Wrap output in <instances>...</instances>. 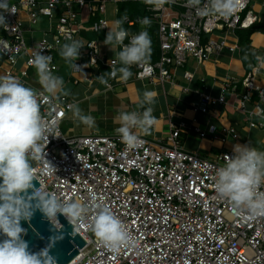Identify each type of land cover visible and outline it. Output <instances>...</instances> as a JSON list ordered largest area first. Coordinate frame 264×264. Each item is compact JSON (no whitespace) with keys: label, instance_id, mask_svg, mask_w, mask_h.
<instances>
[{"label":"built area","instance_id":"2783aa9c","mask_svg":"<svg viewBox=\"0 0 264 264\" xmlns=\"http://www.w3.org/2000/svg\"><path fill=\"white\" fill-rule=\"evenodd\" d=\"M103 1L99 6L91 4V13L98 9L105 11L108 0ZM238 2L239 7L228 19L218 15L199 16L187 0H170L162 7L149 5L150 16L158 22L161 54L156 62L147 60L133 65L135 78L162 85L171 83L175 70L186 66L190 58L201 64L225 50L235 52L238 38L231 43L230 34L258 21L251 9L252 0ZM205 3L206 0H201V7ZM8 4L15 13L4 12L8 27H0V53L9 63L4 76L16 77L25 84L29 70L34 68L30 61L40 50L51 57L52 73L58 71L56 53L65 40L75 38L80 28L74 5L84 8L88 1L8 0ZM126 17L125 22L130 26H147L140 23L141 18ZM41 18L47 19V27L28 43L26 27L39 24ZM107 26L106 19L94 24L96 31ZM127 31L129 38L125 39V45L131 36L140 33ZM82 45L75 60L81 69L73 68V72L82 73L85 64L89 68L98 64L97 43L90 41ZM115 59L106 62L110 71ZM263 64L262 57L252 64L237 106L251 116L264 115L261 104L249 108L254 90L264 102V84H258ZM114 66L118 68L119 63ZM110 71L111 81L106 85L112 88V80L119 73L111 76ZM184 76L192 80L194 74L185 70ZM84 78L93 79L92 75ZM231 79L224 81L222 95L203 94L193 110L209 113L211 106L228 103L225 94ZM37 92L44 120L49 124L55 122L59 135H50L45 148V159L56 171L49 173L44 160L34 167L41 183L39 188L61 200H75L87 209L84 222L74 225L87 243L73 264H264V216L252 217L247 210L234 211L231 203L219 198L214 190L215 170L233 151L205 158L187 150L181 144L182 133L194 132L202 138L207 135L200 126L186 121L170 120L166 143L136 133L143 144L134 150L126 148L117 132L68 135L63 124L74 101L64 95L52 97L43 88ZM257 125L264 126V122H251L252 127ZM226 131L235 139L239 137L235 127H227ZM96 204L111 208L134 237V246L122 247L114 253L100 244L90 230ZM55 223L59 225L58 221Z\"/></svg>","mask_w":264,"mask_h":264},{"label":"clouds","instance_id":"9594fccd","mask_svg":"<svg viewBox=\"0 0 264 264\" xmlns=\"http://www.w3.org/2000/svg\"><path fill=\"white\" fill-rule=\"evenodd\" d=\"M155 7H162L170 0H146ZM188 6L196 9L199 16L218 15L228 19L239 7L238 0H206L201 7V0H187ZM0 27L7 29L8 23L4 12L15 13L8 0H0ZM127 17L114 21L109 28L103 43L115 52L110 75L119 73L123 81L133 75L131 67L146 62L151 55V38L147 30L131 36L123 27ZM142 25L150 21L144 18ZM70 39V38H69ZM83 47L78 40H71L60 48V56L71 67L81 69L75 64L79 50ZM91 47V46H89ZM30 63L36 69L40 84L52 97L67 96L62 77L53 75L50 68L51 57L37 51ZM121 66L116 68L114 65ZM101 83H107L104 75L96 77ZM39 96L35 89L25 86L18 78L7 75L0 76V233L6 238L0 241V264H56L49 249L62 235L50 238L48 247L38 253L28 250V243L22 238L25 229L20 221L29 220L35 210H39L55 226L57 214L64 215L74 226L83 223L87 209L75 200H61L54 194L36 189L33 180H38L29 159L37 162L44 160L48 164L47 171L56 169L45 159V148L48 137L58 135L55 122L47 123L41 114ZM155 103L153 93L145 91L139 102L138 110L122 112L116 118L120 127L116 129L121 142L127 149L139 148L143 141L133 131L141 129L149 133L156 117L153 116ZM73 115L89 127L95 126V119L85 115L78 105L71 106ZM139 109H143L140 111ZM214 190L217 196L231 203L234 211L247 210L252 217L264 216V150L251 145L237 144L232 156H225L222 166L217 167L214 174ZM40 183V182H39ZM32 189V194L28 190ZM23 194V195H22ZM35 201V203H33ZM57 227V226H56ZM90 230L102 246L111 252H119L122 247L135 245V239L125 224L112 212L107 204H96L90 223Z\"/></svg>","mask_w":264,"mask_h":264},{"label":"crops","instance_id":"0c3cea01","mask_svg":"<svg viewBox=\"0 0 264 264\" xmlns=\"http://www.w3.org/2000/svg\"><path fill=\"white\" fill-rule=\"evenodd\" d=\"M87 1L88 4L84 8L74 5V9L78 13L80 28L73 40H78L83 44L95 41L98 45V64L91 68H89L88 64H85L82 73L73 72V67L61 58L59 49L56 53L59 70L53 73V75L63 78L64 88L69 93L67 97L79 106L83 114L94 117L95 126L89 127L85 125L73 115V111H70L63 124L64 131L68 135L114 134L116 129L120 127V122L116 119L119 114L138 110V105L143 99L144 92L150 91L153 93L155 100V103L152 105L153 116L156 117L155 123L149 133L145 134L139 128L133 130L135 133L144 134L146 137L160 143H166L170 133V120L176 122L186 121L188 124L194 123L200 126L207 136L202 138L194 132H184L182 133L181 144L187 150L198 153L202 157L208 158L223 151H233L234 146L237 144L251 145L259 150H264V126H251L252 121L258 124L264 122V115L251 116L249 112L245 113L237 108L244 90L243 81L250 72L252 64L257 62L259 57H262L264 61V30L253 33L250 49L244 55L239 43L240 37L238 31L241 29L236 30L234 32L235 37L233 36L234 33H232L229 38V41H232L231 43H235L238 38V49L235 52L225 50L222 54L213 55L208 61L201 64L196 59H193L196 61V64L193 66L188 67L187 65L190 64H186L183 68L175 70L173 82L171 83L162 85L152 83L149 80H138L134 75L135 70L131 68L133 75L130 79L123 81L120 75H118L116 79L112 80L113 87L109 88L96 77H99L101 73L107 81H111L109 79L110 69L106 62L111 58H116L115 52L121 50L120 47H117L114 52L108 45L103 43L109 28L114 26V21L125 16H129L132 19L147 18L150 21L147 26L142 27L139 24L130 26L125 22L123 27L130 32H135L134 28H137L136 32L147 30L151 41L153 40V36L157 37L158 40L156 34H150L152 25L158 29V22L150 16L148 8L151 4L147 3L146 0H108L105 2V11L98 9L94 14L90 11V5L99 6L104 1ZM129 2L131 3V12L136 14L134 16L127 14L121 17V5ZM111 3L115 4V7L113 10H108ZM251 9L258 17L256 23L264 26V0H255L254 2L252 0ZM144 11L148 16L143 14ZM103 19L108 21L107 28L96 31L94 24ZM37 25H40L39 29H33V26L36 25L26 27L25 34H29L30 43L37 38L36 30L41 35V30L47 27V19L41 18L40 23ZM32 30L35 32H32ZM156 31L158 34V30ZM70 42L71 40H65L63 44ZM160 54L158 41L154 45H151V55L148 60L156 62L159 60ZM20 64L24 63L21 61ZM8 65L6 57L0 53V76H4ZM120 66L119 64L118 68ZM185 70H190L194 74L192 80H188L184 76ZM84 75H92L93 79L88 81L84 78ZM227 78H233L231 79L230 88L225 94L228 103L211 106L209 113L195 112L193 105L201 101L203 94H211L216 97L222 95L224 81ZM258 84H264V64L259 71ZM24 85L36 91L42 88L35 68L29 70V75ZM167 85L170 86L167 87ZM161 87L163 88L162 91ZM234 87H237V89H233ZM260 100L259 93L254 90L249 102V108L253 109L255 104H261L264 109V102ZM139 110L142 111L143 109ZM214 127L216 130H213ZM227 127H235L239 137L235 139L226 131Z\"/></svg>","mask_w":264,"mask_h":264},{"label":"water","instance_id":"95a60500","mask_svg":"<svg viewBox=\"0 0 264 264\" xmlns=\"http://www.w3.org/2000/svg\"><path fill=\"white\" fill-rule=\"evenodd\" d=\"M40 162V161H39ZM35 160L29 159L31 167H35ZM2 182V181H0ZM35 188H39L41 183L33 180ZM32 189L28 190V194H32ZM23 195V194H22ZM35 203V201H33ZM59 225L56 226L39 210H35L29 220H21V227L25 229L22 238L28 243V250L32 253H38L42 249L49 246L50 238L55 235H62V239H58L49 249V255L54 257L56 264H70L75 257L79 255L80 249L86 245L83 236L75 230V227L62 214H57ZM55 223V222H54ZM6 237L0 233V241Z\"/></svg>","mask_w":264,"mask_h":264},{"label":"trees","instance_id":"16d2710c","mask_svg":"<svg viewBox=\"0 0 264 264\" xmlns=\"http://www.w3.org/2000/svg\"><path fill=\"white\" fill-rule=\"evenodd\" d=\"M130 4L131 3L129 2V3H123L121 5V9H120V16L121 17L125 16L127 14H131V16H134L136 14V13L131 12V9H130L131 5ZM143 14L145 16H148L145 11L143 12ZM133 30H135V32H136L137 28H134ZM156 30H158V29H156ZM259 30H264V26L256 23L249 29H243V30L241 29L238 31V34L240 37L239 43H240V47H241L243 55L245 54L246 51H248L250 49L251 37H252L253 33H255L256 31H259ZM156 36H158L157 31H156ZM151 42L153 43L152 45H154L155 42H158L157 37L153 36V40Z\"/></svg>","mask_w":264,"mask_h":264},{"label":"rangeland","instance_id":"374dc122","mask_svg":"<svg viewBox=\"0 0 264 264\" xmlns=\"http://www.w3.org/2000/svg\"><path fill=\"white\" fill-rule=\"evenodd\" d=\"M255 0H253V2H254ZM114 7H115V4H113V3H111L110 5H109V7H108V10H113L114 9ZM39 27H40V25H36V26H33V29H39ZM151 30H150V34H152V35H155L156 34V27L154 26V25H152L151 26V28H150ZM36 36L38 37L39 35H40V33L36 30ZM153 38V37H152ZM26 39H27V41H28V43H30V38H29V34L27 33L26 34ZM188 64H190V65H187L188 67H190V66H193L194 64H196V61L195 60H193V59H190L189 60V62H188ZM153 86V85H152ZM152 86H149V87H152ZM170 85H167V87H169ZM162 87H161V91H162ZM171 90H173V88H171Z\"/></svg>","mask_w":264,"mask_h":264},{"label":"bare ground","instance_id":"6f19581e","mask_svg":"<svg viewBox=\"0 0 264 264\" xmlns=\"http://www.w3.org/2000/svg\"><path fill=\"white\" fill-rule=\"evenodd\" d=\"M75 259H76V257H75ZM75 259H74V260H75ZM74 260L71 262V264H73V263H74Z\"/></svg>","mask_w":264,"mask_h":264}]
</instances>
